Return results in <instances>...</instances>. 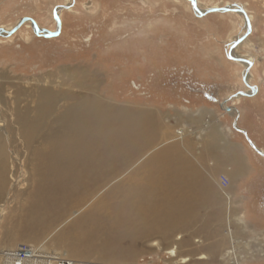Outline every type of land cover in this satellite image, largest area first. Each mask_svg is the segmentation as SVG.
<instances>
[{"label":"rangeland","instance_id":"374dc122","mask_svg":"<svg viewBox=\"0 0 264 264\" xmlns=\"http://www.w3.org/2000/svg\"><path fill=\"white\" fill-rule=\"evenodd\" d=\"M231 6L248 24L219 9ZM1 29L0 134L14 140L0 248L43 244L74 264H264V156L233 125L264 152V0H0ZM37 87L57 107L88 94L137 118L133 130L106 118L105 150L122 158L104 154L106 172L69 187L31 173L12 108L34 106ZM234 139L237 166L218 165Z\"/></svg>","mask_w":264,"mask_h":264},{"label":"bare ground","instance_id":"6f19581e","mask_svg":"<svg viewBox=\"0 0 264 264\" xmlns=\"http://www.w3.org/2000/svg\"><path fill=\"white\" fill-rule=\"evenodd\" d=\"M195 3L198 5V2L195 1ZM65 7L66 6H64V8ZM212 7L215 9L218 8L215 5ZM61 8H63V6H61ZM230 8L237 10L238 14L242 15H239L241 21L244 22L245 25L248 24V21H250V15L243 8V12L240 11L237 6H231ZM60 10L61 9L57 8V15H59ZM200 11L201 8L196 6V12L200 13ZM32 25H34V23H32ZM37 31H41V29L38 28ZM2 34L5 33H3L1 29L0 35ZM231 53L234 54L233 56L238 58V62H240L243 67L248 66V61H251L250 57H239L236 55L234 50H232ZM245 75V81L249 82L250 72L245 71ZM247 84L249 85V83ZM90 89H94L93 86H91ZM35 93L34 106L31 107L27 104V106L25 105L22 108H20L21 106L12 108V114L15 117L14 121L16 120L23 129L24 142H22L28 149L27 163L31 166V173L39 176V178L43 181H49V183L52 184L54 182H61L64 187H69L68 185H71L73 182L76 183L78 177L80 176L88 178L95 175V172H100L102 174L106 172L108 170L106 169L108 166L107 162L109 159L111 160L112 157L110 156L109 158L108 156H104V154H115L116 158H122L125 152H122V156L121 151L119 152L120 155L116 154L115 150L117 148V150H121L117 146L113 149V151H110V149L105 150V147L108 143V141L104 140L103 138L104 134L108 132V124L106 123L108 119L106 118H110L111 116L113 117V115L115 118H117L116 121H119V119L122 118V125H124L126 128H129L130 130H133L134 128L136 129L135 120L137 118L130 119L131 117L125 114L126 111L124 112L123 116H121V114H119L120 112L117 110L109 111L107 108V103L99 98L89 96L88 94H83L80 98L76 99H72V97L70 99L71 102H67L57 107L59 102V95L57 92H53V90L48 87H37ZM230 108L232 111H234V107ZM149 123L150 119L147 120V124ZM148 126L150 127V124ZM90 131H95L97 137L94 138L93 136L92 138L91 136H86L88 135V132L90 133ZM108 133H111L110 130ZM11 139L14 140V138L11 136L7 139V142H5L4 138L0 134V191L3 189L6 183V145L10 143ZM117 143L120 145L121 142L118 140ZM122 143L124 142L122 141ZM94 153H98V156L92 158L93 155L91 154ZM114 164L117 165L116 163ZM55 186L58 188L56 183ZM40 209L35 210L36 216L37 211ZM27 212L28 211H26V213ZM145 216L148 217V215H141L142 218L135 221H137V224H141L142 227H149V230L153 233L155 231V223L158 225V227L159 224L158 222L154 223L152 219L143 221L145 220ZM175 248V246H172L167 252L173 256L175 255ZM227 251L228 254L232 253L230 249ZM57 255L62 256L64 254L58 253Z\"/></svg>","mask_w":264,"mask_h":264},{"label":"built area","instance_id":"2783aa9c","mask_svg":"<svg viewBox=\"0 0 264 264\" xmlns=\"http://www.w3.org/2000/svg\"><path fill=\"white\" fill-rule=\"evenodd\" d=\"M220 188L227 197L224 187L228 183V178L220 175ZM228 199V198H227ZM231 250V249H230ZM232 251V250H231ZM233 253V251H232ZM231 254V253H229ZM1 264H74L72 258L48 250L43 244L33 245L28 243H18L13 246L0 248Z\"/></svg>","mask_w":264,"mask_h":264},{"label":"crops","instance_id":"0c3cea01","mask_svg":"<svg viewBox=\"0 0 264 264\" xmlns=\"http://www.w3.org/2000/svg\"><path fill=\"white\" fill-rule=\"evenodd\" d=\"M231 144V148H229V150H227L228 155H226V158H224L223 160H221L218 165L223 164H231L234 168V166H237L238 162H237V156H238V151L240 148L239 142L237 139L231 140L230 141ZM230 153L232 155H230ZM211 190L215 191V189L211 188ZM217 194V193H216Z\"/></svg>","mask_w":264,"mask_h":264},{"label":"water","instance_id":"95a60500","mask_svg":"<svg viewBox=\"0 0 264 264\" xmlns=\"http://www.w3.org/2000/svg\"><path fill=\"white\" fill-rule=\"evenodd\" d=\"M219 9H221V10H228V11H232V10H234V9H231V8H228V7H225V8H219ZM238 9L240 10V11H242L243 12V9L241 8V7H238ZM245 14V13H244ZM246 16V15H245ZM242 39V38H241ZM237 43V42H236ZM233 45H235L234 43L232 44V46ZM248 64H250L249 63V61H248ZM248 71V68H247V70H246V72ZM245 76L246 75H244V78H245ZM250 88H251V86H250ZM252 89H254L253 87H252ZM238 94H242V93H236V94H234L233 96H237ZM244 95H249V94H246V93H243ZM231 106H225V110H227V111H230L231 110V108H230ZM233 125H234V127L238 130V131H240V132H242L245 136H246V139H247V141H248V144L254 149V150H256L259 154H261V155H263L264 156V153H262L256 146H255V144L251 141V139L247 136V134H246V131L245 130H243V129H240V128H238L237 126H236V124L235 123H233Z\"/></svg>","mask_w":264,"mask_h":264}]
</instances>
